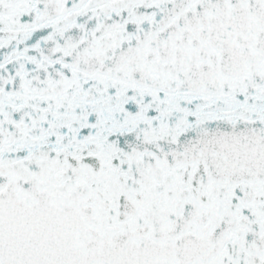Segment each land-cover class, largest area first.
I'll list each match as a JSON object with an SVG mask.
<instances>
[{"label": "snow or ice", "instance_id": "1", "mask_svg": "<svg viewBox=\"0 0 264 264\" xmlns=\"http://www.w3.org/2000/svg\"><path fill=\"white\" fill-rule=\"evenodd\" d=\"M0 264H264V0H0Z\"/></svg>", "mask_w": 264, "mask_h": 264}]
</instances>
